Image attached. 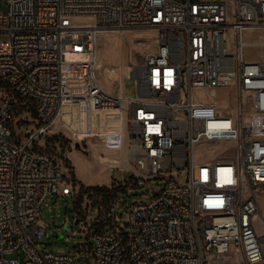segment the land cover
I'll list each match as a JSON object with an SVG mask.
<instances>
[{
	"label": "built area",
	"instance_id": "2783aa9c",
	"mask_svg": "<svg viewBox=\"0 0 264 264\" xmlns=\"http://www.w3.org/2000/svg\"><path fill=\"white\" fill-rule=\"evenodd\" d=\"M5 2L0 83L11 94L0 99V264H78L83 251L87 264H264L256 223H264L257 195L264 188V61L244 57V31L264 30V0ZM76 16L90 17L93 38L102 30L156 31L155 49L128 74L136 97L98 83L95 49L83 60L64 50ZM203 87H231L235 115L217 101L195 100L193 89ZM16 97L32 106L37 123L22 143L9 123ZM112 109L124 116L126 156L104 160L128 178L111 179L110 192L84 194L102 200L112 192L108 208L73 209L75 223L96 210L78 251H44L41 211L49 197L75 202L80 194L33 144L56 119L74 139L100 137L97 114ZM147 183L150 200L126 202L124 193Z\"/></svg>",
	"mask_w": 264,
	"mask_h": 264
},
{
	"label": "rangeland",
	"instance_id": "374dc122",
	"mask_svg": "<svg viewBox=\"0 0 264 264\" xmlns=\"http://www.w3.org/2000/svg\"><path fill=\"white\" fill-rule=\"evenodd\" d=\"M0 9L6 11L5 0H0ZM74 28L64 37L67 52L72 53L74 60H81L85 56L86 46L89 43L87 37L90 30V17H74ZM156 31L147 29H124L113 32H101L97 36L96 50L98 59L103 62L97 72L98 83L108 92H121L125 97H136L138 92L134 79L130 77L131 66L140 64L145 56L155 49ZM7 38V35L0 34V39ZM228 51H234V45L230 32L227 34ZM264 39V30H245L244 40L247 45L244 47V57L247 61H264V46L255 45L256 41ZM11 94L10 91L0 83V99ZM193 98L200 101H217L221 111L226 110L235 114V92L231 87H203L194 88ZM245 108H248V99L244 97ZM26 103V104H25ZM97 114L96 130L101 131V136L108 142H120L121 147L114 148L113 144H103L102 138L94 136L84 140L74 139L67 131L60 126L59 119L52 128L40 136L33 144L34 150H40L49 154L61 167L66 180L71 183L79 198L73 202L68 196L52 195L41 211V222L46 228V235L42 239L41 249L54 253H66L78 251V245L84 244L87 240L89 228L87 224L95 216L96 210L90 211L85 219L75 223L73 208L77 211L83 207L88 210L92 205L102 203L108 208L110 195H90L85 198L88 192L93 194L95 189L104 188L107 192L111 187V179L125 180L128 176L119 174L117 169H110L103 156L108 158L125 159V132L122 117L121 129H118V120L112 117L116 112H102ZM113 114V115H112ZM107 116V117H105ZM112 119V120H111ZM13 130V138L22 143L29 132L37 125L31 105L24 99L16 97L14 106V117L10 120ZM117 127V128H116ZM161 184V181H157ZM150 183L142 188H133L123 197L126 202L148 201L152 198L153 192L148 189ZM258 201L262 216H264V188L257 191ZM123 210V209H122ZM67 219V222H65ZM65 222V223H64ZM257 229L264 230V223L261 218L257 219ZM57 235L59 237H57ZM44 242H49L45 244ZM13 256H18L16 253ZM21 258V256H19ZM78 264H87L91 261L90 256L83 251L76 257ZM235 264V260H233Z\"/></svg>",
	"mask_w": 264,
	"mask_h": 264
},
{
	"label": "bare ground",
	"instance_id": "6f19581e",
	"mask_svg": "<svg viewBox=\"0 0 264 264\" xmlns=\"http://www.w3.org/2000/svg\"><path fill=\"white\" fill-rule=\"evenodd\" d=\"M76 17H79V16H76ZM87 17V16H86ZM74 26H77V25H74ZM90 26H91V24H90ZM89 26V27H90ZM91 28V27H90ZM87 33H89V37H87V40L89 41V43L86 41V43L88 44V46H86V53H85V56L83 57V59L86 57V55L87 54H89V51L90 50H93V49H95V56H96V59H97V65L98 66H100V65H103V62L102 61H100L99 59H98V53H97V50H96V46H97V36H98V34L99 33H101V32H108V31H104V30H102V31H99V32H96L95 33V35H94V38H93V31H91V29L89 30V31H86ZM110 32H112V31H110ZM68 33H66L64 36H63V42H62V46H63V48H64V50L65 51H67V45H65V36L67 35ZM95 39V40H94ZM156 45V44H155ZM83 59H81V60H83ZM109 111H111V112H116L117 114H119L120 115V117H121V119H122V117H124L123 116V114H122V112L120 111V110H109ZM99 112H108V111H99ZM57 120V119H56ZM56 120H55V122H56ZM54 122V123H55ZM120 145V144H119ZM125 149V148H124ZM102 156V155H101ZM103 157V160H104V156H102ZM107 158V157H106Z\"/></svg>",
	"mask_w": 264,
	"mask_h": 264
},
{
	"label": "crops",
	"instance_id": "0c3cea01",
	"mask_svg": "<svg viewBox=\"0 0 264 264\" xmlns=\"http://www.w3.org/2000/svg\"><path fill=\"white\" fill-rule=\"evenodd\" d=\"M98 115H104L102 112H98ZM113 115V114H112ZM105 117H107V116H105ZM108 118V117H107ZM114 118L116 119V120H118V129H121V122H122V119H121V117H120V115L119 114H117L115 117H112V119L114 120ZM111 119V120H112ZM117 128V127H116Z\"/></svg>",
	"mask_w": 264,
	"mask_h": 264
},
{
	"label": "trees",
	"instance_id": "16d2710c",
	"mask_svg": "<svg viewBox=\"0 0 264 264\" xmlns=\"http://www.w3.org/2000/svg\"><path fill=\"white\" fill-rule=\"evenodd\" d=\"M26 104V103H25ZM30 105V104H29ZM31 109H32V111H33V108H32V106H31ZM33 114H34V111H33ZM99 189H104V188H102V187H99ZM108 192H110V190L108 191ZM110 194H112V192L110 193ZM75 211H77L75 208H73Z\"/></svg>",
	"mask_w": 264,
	"mask_h": 264
},
{
	"label": "water",
	"instance_id": "95a60500",
	"mask_svg": "<svg viewBox=\"0 0 264 264\" xmlns=\"http://www.w3.org/2000/svg\"><path fill=\"white\" fill-rule=\"evenodd\" d=\"M77 223V222H76ZM57 237H59L58 235H57ZM45 244H48L49 242H44Z\"/></svg>",
	"mask_w": 264,
	"mask_h": 264
}]
</instances>
